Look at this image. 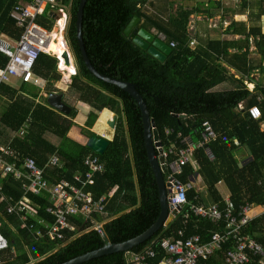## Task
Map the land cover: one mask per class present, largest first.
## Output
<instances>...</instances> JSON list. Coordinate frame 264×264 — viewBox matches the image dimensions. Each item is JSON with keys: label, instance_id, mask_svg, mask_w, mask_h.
I'll use <instances>...</instances> for the list:
<instances>
[{"label": "trees", "instance_id": "16d2710c", "mask_svg": "<svg viewBox=\"0 0 264 264\" xmlns=\"http://www.w3.org/2000/svg\"><path fill=\"white\" fill-rule=\"evenodd\" d=\"M58 1L57 5L69 8L65 40L76 68V72L70 76L68 89L77 100L96 110H100V107L94 103V99L101 92L109 95L108 106L117 101L113 139L102 155L96 154L86 143L75 142L65 135L75 115L74 108H71L67 118L44 107L41 104L44 101L33 103L19 96L9 105L4 118L12 121L9 116L18 110L22 115L15 128L29 117L28 129L22 137H15L5 144L12 153L8 155L0 151V157L16 160V164H19L18 159L32 158L43 169L44 178L54 185L62 179L73 182L75 174H80L83 179L86 172L83 160L87 155H93L103 164L104 170L94 173L92 183L84 189L98 199L117 187L106 199V216L92 214L87 219L69 217L68 223L73 230L64 229L63 238L57 241L46 236L33 238L28 230L20 227L19 219L14 214L6 212L7 202L0 201V233L8 245L5 264H61L101 247L105 243L102 233L110 243L123 242L142 233L154 223L160 212L158 190L144 146L139 108L128 93L96 78L86 69L75 37L74 23L79 0ZM166 2L168 7L173 5V1ZM2 4L6 7L1 8ZM15 4L16 0L8 4L0 2V26L12 38L18 39L22 29L9 16ZM193 11L177 6L175 12L164 15L156 0H85L81 16L83 48L97 72L135 86L155 123L162 148H173L166 157L167 164L175 160L177 150L186 148V144L180 142L184 137L193 141L195 148L192 159L197 168L188 162L175 178L187 183L198 173L207 199L200 197L191 187L186 191L189 204H218L219 210L223 211L225 200L216 188L217 183L222 181L229 191L228 200L234 211L245 203L264 207V129H260V125L264 124V86H255V93L248 91L240 82L228 91L212 90L224 77H214L216 69L209 68L206 61L201 60V55L187 46V25ZM48 16L45 10L36 16L35 22L51 29L52 21ZM133 16L139 18L138 27L153 30L155 36L162 34L167 43L177 42L163 62L134 45L132 35L123 33ZM260 37L264 40L263 34ZM6 62V56L0 53V67H4ZM56 66L57 58L44 52L39 53L33 64L32 74L46 82V90L61 78ZM3 85L0 84V88ZM29 95L33 99L38 97V92H29ZM243 101L245 105L238 109ZM253 105L258 106L261 112L259 119H251L248 115L247 110ZM182 114L184 118L179 117ZM95 118L94 113L89 114L86 126L90 127ZM204 121L210 124L215 138L201 144ZM165 127L171 128L172 132L166 135ZM46 133L57 136L62 142L53 144L47 141L44 138ZM241 147L250 155L244 161H239L235 154ZM205 149H208L212 159L207 157ZM52 155L57 158L55 164L48 163ZM168 174L167 169L163 174L164 179ZM0 192L4 197L17 201L23 194L21 182L6 175L1 178ZM27 197L37 208L38 217L51 224L54 218L46 212L50 205L48 196L28 194ZM187 210L188 206L131 251H139L154 240L176 237L179 230L183 231L184 237L197 234L201 242H205L212 232L222 229V219L213 222L200 219L190 212L185 216ZM94 224H100V232L93 228ZM244 233L264 248V212L246 224ZM10 248L16 251L12 259H9L13 256ZM223 251L219 253V258ZM161 255L159 253L152 262L156 263ZM31 260L33 262L30 263ZM81 264H125V252L99 256Z\"/></svg>", "mask_w": 264, "mask_h": 264}, {"label": "crops", "instance_id": "0c3cea01", "mask_svg": "<svg viewBox=\"0 0 264 264\" xmlns=\"http://www.w3.org/2000/svg\"><path fill=\"white\" fill-rule=\"evenodd\" d=\"M12 1L13 0H0V2H5L6 4ZM31 1L32 0H28V1L16 0V4L27 5ZM166 1L167 0H156L157 4H159L160 6V11L164 15H169L171 12H175L177 6H182L183 8L194 10L189 17V22L187 25V37H188L187 46L189 47L190 50H193L197 54L201 55V60L206 61V63L210 66L209 68L214 67V69H216V72L214 70L215 73L214 77L215 76L224 77V79L219 84L213 87L212 89L213 91L221 92V91L231 90L237 87L239 82L243 83L248 89V91H250L251 93H255L253 92V90L255 91L254 89L255 86H264V40L261 39L260 37L262 34L264 35V0H168V1H173V5L170 7H168ZM53 2L54 5L49 2H45L43 4V11L47 10V15H49L48 17L52 21L51 28L54 26V23L56 24L55 22L56 19L60 17L58 9L63 7L61 5L59 6L56 4V2L57 3L59 2L58 0H53ZM5 7L6 6L2 4L1 8H5ZM64 8H66L67 11L69 10L68 7H64ZM53 15L57 16L58 18L57 17L54 18ZM0 16H2L1 11H0ZM149 32L155 35V32L153 30H150ZM159 35L162 34H157V37ZM0 38L7 40L9 42H13L17 40L12 38L8 33H6L3 27L1 26H0ZM170 42H174L175 44L174 47L177 46L176 41H170ZM167 44H169V42ZM170 48L172 50L173 47ZM63 49L65 50L64 46ZM68 52H70V61L71 64L73 65L74 63H72V61L74 60L71 51L69 49ZM53 54L57 55L54 52ZM59 72L61 75L60 80L53 82L50 85L49 90H46L45 87L46 82L37 76H34L35 81L31 80L28 82H24L20 78L14 76L11 77L9 81L0 88V149L3 148V146L5 148H8V146H6L8 142H12V139H14L15 137H19V138L22 137L25 134L26 130L28 129V124L30 119L29 117H27V119H25L23 123L19 125V127L15 128L17 126V122L20 119V116L22 115V112H18V110H15L13 112V115L9 116V118L12 121L8 120L7 118L6 119L4 118V114L7 112L9 105L14 101L15 98L19 96H21L25 100H31L30 102L33 103H38V102L40 103L41 101H44L41 104L44 107L51 109L58 116L67 117L71 108H74L75 115L70 120L71 122L65 135L75 142L85 144L88 137L90 136L89 133L91 134L94 133L98 136H101L107 139L109 142L112 141L115 131V123L117 119L114 109L118 104L117 101L115 102V104L113 103L111 106H108L109 95L106 94L105 92H101L94 99V103L100 107V110H96L89 104L77 100L73 92L71 93V91H69L68 89L70 84V76L76 72L75 65L73 72H69L68 70L65 69ZM29 92H38V97L32 99L29 95ZM50 93L62 94V102L69 107L68 113L61 112L60 110L51 106L47 102V96ZM259 97L260 95H258V98ZM244 105L245 102L244 101L241 102L238 105V109H242ZM91 113H94L96 115V118L93 121L92 125L88 127L86 126L87 125L86 122L88 120V115ZM260 116H261V112H260ZM259 118H251V119H259ZM112 120L114 121L113 126L110 125V122ZM6 124H10L11 126H8ZM260 129L261 130L264 129L263 123L260 125ZM166 130H171L172 132L171 128L165 127L164 132ZM44 138L47 141L52 142L53 144L62 142V140H59L57 136L51 133H46ZM180 142H184L186 144V147L188 149H191L189 155V162L196 169L197 165L195 164V161L192 159V151L195 148V144L192 143L193 141H191L188 137H184V139H182V141ZM196 145L198 146L200 144H196ZM169 149L173 150L172 146L169 147ZM163 150L165 151L164 148ZM205 153L209 159H212V156L208 151V149H205ZM235 154H236V158L239 161H244L247 158H250V155H248L247 151L242 147ZM52 156H50V158ZM3 159L5 161H8L9 163L14 162L15 168L20 173V176L17 177L13 173H8V174L6 173V175H11L15 180L21 182V189L23 191L21 198L18 199L17 201H12L11 198L4 197V195L0 192V201L7 202L6 212L9 206H16L18 205V203L23 202L26 199L27 207L29 208L31 213L16 212L9 214H14L19 219L20 227L28 230L30 234L33 236V238L37 239L46 236L48 237V239L52 241H57L54 240L50 235V230L52 228L54 220L51 224H49L47 223V221H44L42 218L38 217L36 212L37 208L35 207V205L31 203V201L27 197L28 194H32V195H37V194H33L30 191H26L25 189V184L27 183V180L25 177L26 171L21 165L22 159H18L20 160L19 164H16V160L9 161L6 158ZM40 169L42 170V175H43V169L42 168ZM6 175L0 171V181L1 178H3ZM76 176L81 177L80 174H75L73 177V182L64 179L62 180L67 181L68 183L74 186L80 187L79 182H77V180L74 179ZM45 180L47 181L50 187L55 185V184L51 185L47 179ZM189 182H191L192 188H194L197 191L200 197L207 199L206 189L202 184L201 177L198 173H195L190 178ZM116 187L117 186H115L107 194L108 197L112 195ZM216 188L220 196L224 200L229 199V195H230L229 191L222 181L217 183ZM39 195H46L48 196L49 199V194H47L46 192H41V194ZM49 202L50 205L46 208V212L52 216V214L49 213L47 210L48 208L52 207V202L50 199ZM263 212H264L263 206L253 207V214H254L253 216H258ZM177 214L173 216V218H175ZM22 217H24V219ZM69 226L71 227V229L68 228L67 230H73V227L70 224ZM62 231L63 230H61L60 233H62ZM154 241H151L146 246L151 245ZM7 250L8 248L4 250H0V264H5L4 262L8 260L7 253L5 252ZM155 250L158 252V255L159 253H162V251L158 250L157 248H155ZM10 253L13 256L9 259L14 258L16 251H14L13 248H10ZM153 260L154 259L150 260L151 264H156L159 261L158 260L156 263H153L152 262ZM31 262H33V260H31L30 263Z\"/></svg>", "mask_w": 264, "mask_h": 264}, {"label": "built area", "instance_id": "2783aa9c", "mask_svg": "<svg viewBox=\"0 0 264 264\" xmlns=\"http://www.w3.org/2000/svg\"><path fill=\"white\" fill-rule=\"evenodd\" d=\"M49 2L54 5L53 0H32L27 5L16 4L10 11V18L15 25L22 29L20 37L13 42L0 38V53L6 56L7 62L4 67H0V84H5L11 77H18L24 82L34 80L32 68L40 52L53 54L49 49L51 42H56L60 36L63 46L68 53L70 52L64 34L67 27L69 13L66 8H59L60 17L56 19V24L51 29L42 27L35 22V17L43 11V4ZM61 19V22L59 20ZM165 40L164 36H158ZM169 47H174V42H169ZM63 51V52H64ZM57 58V68L62 71L61 63L64 65L63 58L53 54ZM251 118H259L260 111L257 106L248 108ZM201 144L215 138V134L207 121L202 123ZM169 134L171 130H166ZM4 154H11L8 148H1ZM172 150H163L162 156L165 159L166 169L169 174L165 182L170 184L167 193V203L173 209L177 206L181 211L188 206L187 213L190 212L200 219H207L213 222L223 220L222 229L212 232L210 238L201 242L200 236L193 234L188 237L183 236V231L179 230L176 237H164L154 241L151 245L145 246L136 252H125V264H151L150 260L157 258L158 252L162 251L161 259L156 264H264V248L253 237L244 233V227L255 216L253 207L249 203L240 206L237 211L228 199L225 200V208L219 210L218 204H189L186 200V191L190 189L191 182L181 183L175 175L181 173V167L189 162L191 149L180 148L176 152V158L171 163H166V157ZM56 156L50 158L49 163L55 164ZM86 172L83 179L76 176L74 179L79 182L80 187L74 186L67 181L61 180L54 186H49L43 178L42 170L35 165L32 158L22 159L21 165L25 169L26 191L33 194L46 192L52 202V207L48 212L52 214L54 222L50 230V235L54 240L63 238L61 230L71 229L68 223L69 217L81 216L87 219L92 214L105 215V204L107 196L94 199L89 191L84 188L92 183L94 173L103 171V164L96 156L87 155L83 160ZM0 171L4 174L13 173L17 177L20 173L15 168L14 162L9 163L0 157ZM177 211V213H179ZM8 213L28 212L26 199L16 206H9ZM25 217V216H24ZM24 217H22L24 219ZM93 228L100 232V224H94ZM7 241L0 233V250L7 248ZM222 257L219 253L222 251Z\"/></svg>", "mask_w": 264, "mask_h": 264}, {"label": "water", "instance_id": "95a60500", "mask_svg": "<svg viewBox=\"0 0 264 264\" xmlns=\"http://www.w3.org/2000/svg\"><path fill=\"white\" fill-rule=\"evenodd\" d=\"M85 3V0H79L76 9L75 16V37L78 45V49L80 51V55L82 61L86 67V69L96 78L106 82L108 84H112L126 93H128L136 102L142 121L143 127V139L144 146L146 150L147 160L152 169L155 183L158 190V197L160 202V212L157 219L154 223L149 226L142 233L125 240L119 243H110L107 241V238L102 233V236L105 240V243L92 251L83 253L78 255L70 260H67L61 264H81L90 259L116 253V252H128L131 251L134 247L139 246L140 244L146 242L149 238H151L155 232H157L162 226H166L177 214V211L180 210V207L177 206L176 209H173L167 203V193L170 191L168 182H165L163 174L166 172V164L165 159L162 156V145L159 140V134L156 130L155 123L153 119L150 118L146 105L141 97V95L135 89V86L131 83L124 82L121 80H117L111 77H107L103 74L97 72L91 63L89 62L85 50L83 48L82 39H81V16H82V8ZM53 17H57L53 15ZM139 18L137 16H133L131 20L128 22L126 27L123 30V33L126 36L132 35V43L139 47L141 50L145 51L148 55L152 56L156 60L163 62L166 59V56L171 52V48L168 44L161 40L159 37L155 36L153 33L144 29L143 27H138ZM62 58L65 66H69L71 61L69 60L68 53L64 51L62 53ZM74 63V61H72ZM72 65V64H71ZM74 67V64L72 65ZM47 102L60 110L61 112L68 113L69 107L62 102V94L50 93L47 96ZM180 118H184L185 115H180ZM114 121L110 122V125L113 126ZM109 141L101 136H98L92 133L87 141L86 146L96 154L102 155L108 146Z\"/></svg>", "mask_w": 264, "mask_h": 264}, {"label": "bare ground", "instance_id": "6f19581e", "mask_svg": "<svg viewBox=\"0 0 264 264\" xmlns=\"http://www.w3.org/2000/svg\"><path fill=\"white\" fill-rule=\"evenodd\" d=\"M61 22V20H59ZM49 49L52 50L54 53H56L60 58H62V52L64 51L62 42H61V37L59 36L57 38L56 42H51L49 45ZM61 67L65 70H68L69 72L74 71V67L70 64L69 66H63L61 63Z\"/></svg>", "mask_w": 264, "mask_h": 264}]
</instances>
